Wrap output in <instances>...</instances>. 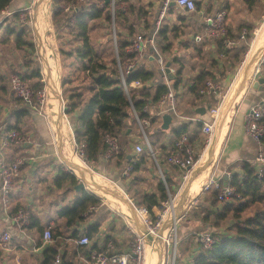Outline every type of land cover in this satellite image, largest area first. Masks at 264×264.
<instances>
[{"label":"trees","instance_id":"obj_1","mask_svg":"<svg viewBox=\"0 0 264 264\" xmlns=\"http://www.w3.org/2000/svg\"><path fill=\"white\" fill-rule=\"evenodd\" d=\"M11 1L0 0V12ZM121 1L126 0H116L112 13L110 5L106 2L102 6H99L94 0H83L79 4L78 10L71 13V11L64 10V7H71L73 4L77 5V0H51L50 12L53 25L56 28L59 26L65 28L72 40L79 42L73 49H64L63 47L59 49V53L64 59L72 58L74 61L73 71L69 69L65 70V65L62 66L60 84L66 96L68 109L65 113L70 116L75 145L79 146L82 142L85 143V157L83 160L87 164L96 163L100 156L103 157L107 148L105 136L110 135L116 138L119 151L112 158L116 159L117 166H120L123 161L131 163L128 186L136 189L132 194L133 204L137 207H146L151 212L154 206L161 207V202L168 197V190L173 188V181L164 176L165 181L158 179L156 183V193L148 189L140 191L138 186L144 180L141 171L148 163V160L152 163L153 161L146 152L131 156L128 161V156H126L124 149H127L126 147L129 143L127 135L130 128L129 123L135 119L133 112L135 111L140 119L149 117L152 122L153 119L150 118L149 113L143 111V107L145 105L155 106L166 92V87L162 84H156L153 88L151 86L130 88L128 94L124 91L120 79V70H123L126 62L133 57L126 50L129 45L130 35L140 32L145 37H148L154 31V27L149 30V33L136 31L133 25L127 22L129 20V13L133 12L134 8L132 5H129L127 10L122 9L119 6ZM200 5L199 1H195L196 9H199ZM22 11L17 10L13 12L14 19H19ZM207 13L210 12L208 11ZM140 15L144 14L140 12ZM100 19H103L107 23L112 22L115 28L117 55L112 57L109 62L103 59L99 49L100 46L98 47L90 42L89 32L92 27L91 22ZM162 21L155 33L154 43L160 52L165 53L170 51L172 44L170 35L174 34L175 37L176 33L174 31L178 27H169L166 23L162 24ZM121 28L126 31H121ZM248 28L251 33L252 28ZM23 30L19 29L14 32L12 28H9L7 29V33L15 34V47L17 49L29 47L34 51L33 43L29 40H24ZM248 36L251 39V34ZM207 40L210 42L209 39ZM203 42H205V39ZM212 42L218 48L217 52H225V58L231 55L228 61L232 69L236 67V64L240 63L242 59L240 54L246 52L244 47L235 46L236 48L232 47L234 49H225L222 48L220 41ZM197 48L199 49L200 47ZM173 60L177 61V57L175 56ZM140 63L136 65L133 71L125 75L127 85L134 80H139L143 83L152 80L154 76L153 71L145 68ZM23 64L30 69L29 73L25 72L21 74L23 79L30 82L28 85L33 90H42L44 82H42L40 68L29 66L27 60ZM212 64L214 66L216 61L213 60ZM182 66L179 65L175 74H173V86L175 90L178 89L182 80ZM14 72L20 74L19 71ZM5 76L8 79L7 74L0 75L1 94L6 93L7 89ZM211 78H213V73L203 66L202 70L193 78V83L188 87V90L195 96H200L198 92L199 88L205 80ZM78 80L79 82L76 84L75 82ZM27 111V107H22L14 110L11 115H14L16 119L18 115H25ZM76 113L77 115H75ZM135 122L137 124L136 119ZM198 126L201 127V122L198 123ZM5 129L6 131L10 129L19 131L20 128L17 126V122H14L7 124ZM158 129L159 132L163 131L161 127ZM186 129L185 124L178 125L173 130L174 137L178 138V136L187 131ZM144 130L147 136L151 135L150 130L149 132L146 131V127H144ZM137 139L141 141L139 136H137ZM149 142L153 149L156 150L158 160L165 162L166 156L164 157L161 154L162 148L159 147V150L154 145L153 140L149 139ZM239 166L241 172L239 174L233 173L230 181L239 197L234 196L231 200L220 202L217 199V189L210 188L206 192L208 194L206 201L211 208L208 206L206 207L207 209H203L201 220L208 222L210 226H214V229L206 227L198 231L209 229L215 237V242L210 248H204L194 240L193 247L196 246V251L192 254L193 259L190 264H264V175L257 177L254 165L247 161H241ZM52 182L56 189L63 190L61 193L63 199L68 193L75 194L74 197L56 209V216L59 218V221L54 226L48 223L41 224V220L37 216L29 213V225L26 227V230H34L38 235H42L44 229L49 227L53 238L65 237L63 235L67 231H69V237L73 239L82 234L87 235L90 239L93 238L98 233L101 219H97L95 222L89 224L82 231L78 229V226L86 220V216L91 217L95 214L100 204V199L87 189H81L76 192L77 177L73 172L64 170L62 166L59 167ZM19 208H22V206L17 203L12 208L9 206V217ZM228 219H233L234 222L227 229L229 233L226 232L227 234H224L218 228ZM78 247H80V253L86 257L89 256L88 249H84L83 246ZM101 249L96 243H93L91 248L92 251ZM76 250L64 249L61 254L60 264H79L77 258L79 252L76 253ZM58 253V241L45 246L42 250L40 264H52L55 255Z\"/></svg>","mask_w":264,"mask_h":264},{"label":"built area","instance_id":"obj_2","mask_svg":"<svg viewBox=\"0 0 264 264\" xmlns=\"http://www.w3.org/2000/svg\"><path fill=\"white\" fill-rule=\"evenodd\" d=\"M82 1L83 0H77V5L73 4L71 7L66 6L64 7V10L74 13L78 10L79 4ZM94 1L99 6H102L105 2V0ZM115 1L116 0H109L107 2L110 5L112 13L114 10ZM172 4L186 12L196 11L195 0H163L156 22L154 24L155 29L152 34L148 37H145L140 32L130 35L129 45L127 46L126 50L133 57L126 62L124 69L120 70V79L122 81L124 91L127 94L130 88H140L142 86L149 87L148 83H143L139 80H134L127 85L125 82V75L133 71L140 61L148 57L149 51L153 50L154 58L158 65L161 76V84L166 87V92L162 95L159 102L157 103V115H160L164 112H172L179 117L175 108L176 90L174 89L172 78L174 70L170 65L168 67L166 66L164 57L157 51L154 44L155 33L159 28L161 21L164 19V14ZM8 13L10 14V12ZM201 20L204 26V32L202 34H195L193 36V39L196 43H201L205 38H207L210 41H220L222 48L228 49L239 46L241 42H246L247 40L249 30L245 26L240 29L236 36L230 35L227 29V13L225 10H219L214 13H202ZM8 84L13 96L19 99L25 107L47 117L45 109H43L44 105H46L44 88H42V90H33L23 79L22 75L17 72H13L11 74ZM222 89L223 86L218 81L213 79L205 80L199 88V94L202 96H217L219 100L218 105L215 108L209 110L208 114L211 115L210 119L200 118L197 116H193L191 118L193 121L201 122V132L207 137L206 143L208 145L211 142L212 135L214 134V126L217 115L225 99V93L222 92ZM59 107L61 113L64 114L68 109L67 101L65 100L63 102V100H61ZM149 110L150 109L148 106L145 105L143 107V111L150 114ZM133 113L142 132L141 141L134 145V153L135 155H139L142 152H146L147 155H149V157L154 160L157 167L159 168L157 152L153 149L144 132V127L149 125V117L140 119L135 111ZM263 117L264 104L262 102H256L249 107L244 118V132L257 145V151L252 161L257 177L264 175ZM49 130L51 132L50 127ZM51 135H53L52 132ZM52 139L54 143V138ZM32 141V137L28 133L15 129L7 130L3 133L0 140V157H2L1 152L9 146H29L32 144ZM105 143L107 148L103 154V158L107 160L112 158L119 151V146L117 139L110 135L105 136ZM84 146V142H82L79 146H76L74 142L76 154L81 158L85 157ZM166 161L168 164L174 165L178 168L180 171L181 181L189 180L190 174L197 163V159L194 147L191 145L189 137L186 133L181 134L174 141L173 150L166 155ZM23 163L24 158L20 155L14 156L10 161L7 162L4 160V158L0 159V203L6 214L8 213L10 206V194L13 188L14 177L17 174L19 167ZM130 169L131 165L128 164L123 169L122 175L128 176ZM64 170L66 169L64 168ZM221 177L224 179V181H221ZM221 177L214 178L213 175H210L207 182L203 185L202 193L207 192L210 188L217 189V199L220 202L229 200L234 196L239 197V195L236 194L235 187L230 184L232 172H225ZM174 202L176 214L174 215L173 219L170 220L167 216ZM183 204L184 203L179 204L176 202L175 197L169 195L161 202V207H154L152 208L151 212H149L146 207L135 206L132 199H130V205L133 211V213H131L135 224V226H131L130 223L125 219V225L133 233V242L130 248L124 252H116L114 250L113 241L109 239L105 242L104 248L101 250L91 251L88 257L79 256L80 261L82 264H143L146 249L150 248L157 254V264H190L193 259L192 254L196 251V246L191 248V254L188 255L189 257H183L177 247L179 244L178 225L180 220L185 217L187 213V208ZM10 221L13 231L7 229L0 233V252H3L7 255L8 253L16 250L18 247L26 248L22 244L13 243L14 235L25 237L28 243L31 244L32 247H35L34 250H36L38 242L36 237L30 236L26 232V227L29 225V215L22 208H19L10 217ZM194 236L196 243L202 245L204 248H210L215 242V237L212 235V232L209 229L196 231ZM52 241V231L49 227H47L44 229L41 239L39 240L40 245L43 246L51 243ZM74 242L77 246H89L91 239L88 238L87 235L82 234L80 237L76 238ZM15 259L18 261L17 256ZM60 263L61 255L58 253L55 255L52 264Z\"/></svg>","mask_w":264,"mask_h":264},{"label":"rangeland","instance_id":"obj_3","mask_svg":"<svg viewBox=\"0 0 264 264\" xmlns=\"http://www.w3.org/2000/svg\"><path fill=\"white\" fill-rule=\"evenodd\" d=\"M28 2L29 3L27 5V7L25 9H23V11L21 12L19 19H17V20L15 19L16 22L14 21V16L12 15V13L2 14L0 12V25L2 24V27L0 26V39L2 38V40L0 41V73H2V71H3L4 73H6L8 75V79H7V83H6V86H7L6 93H2V95L4 97H8V94L10 91L8 82H9V78H10L11 74L14 71L20 70V68H19V70H16V68L11 70L12 66L18 67V63H20V62L24 63V61L27 60L29 66H33V67H37V68L41 67V62H40L41 56H40L39 52L36 50V44H35L36 39H35V35H34V31H33V25H32V15H33L32 8H33L34 0H28ZM42 2H45L44 7L46 10H48V13H49L50 27H51L49 35L53 41L55 54H56V58L58 61V74H57L58 76L55 75L54 81L52 80L51 89L58 90V98H61V100H63V102H64L66 100V96H65L63 89L61 87V84H60L62 66L65 65V67H66L65 70L69 69V70L73 71L74 61L72 60V58L64 59L60 55L59 49H60V47H63L64 49H73V47L78 45L79 42L76 40H72V38L67 33V30L65 28L60 27V26H59L60 28L59 27L56 28L53 25V19L51 17V12H50L51 0H45V1L43 0ZM42 2L40 4V6H38L37 16L39 13V9L42 5ZM152 4H153L152 2H147L146 0H126V1H121L119 3V6L122 7V9L127 10L128 6L132 5L134 8L133 9L134 11L129 13V16H128L129 20L127 21L128 24L133 25V27L136 29V31H142V32L144 31L145 33H149V30H151V28L154 26L153 22H154V19L156 17L155 12H157V9L155 11L151 9ZM170 11H172V9ZM140 12L143 13L144 15H140ZM172 12H175L176 16H178V15L181 16V14H180L181 10L180 9H178V10L174 9V11H172ZM3 15H5V17H7L6 19H9V21L11 20V22L5 21V19L2 18ZM187 17L188 18L185 19V24L182 27L177 26L176 23H174V20L172 18H164L162 21V24L166 23L167 25H169V27H174V26L178 27V29L174 31L176 33V36L174 37V34L170 35V40L172 43L170 51H167L165 53H163L161 51L162 52L161 53L159 51V49L156 47V45H155V47H156L157 51L163 57L167 56L168 60H172L176 64L175 65L176 67L178 66L177 61L182 60V63L186 67V71H190L191 69H195V68L200 69L202 67V65H205V62H202V63L194 62V63H192L191 62V56H189V54H184L186 52H184L182 50V49H186V48H182L181 46H183V45L179 44L177 42L178 40H184V39L188 40L190 36L192 37L193 35H195V32H196V34H198V33L202 34L203 33V31L199 32L197 25H195L193 22V19L190 18L189 16H187ZM246 17L247 18H244L247 20V22H245V23H248V24L250 23L252 25V27H251L252 31H251V33L249 31V33H248V35L251 34V39H250V36H248L246 42H244L242 45L239 46V47H244L246 49V52L244 54H240V57H242V59H241L240 63L236 64V67L234 69H232L230 67V62L228 61V59H230L231 55H229L227 58H225V60H223L221 62V63H223L222 66L219 67L220 68L219 70H222L223 73L221 75L216 76V78H218V79H216V81H218L223 86L222 92L225 93V96H224L225 99H224V105H223V108L225 107V109L220 108V110H219V113H218L217 118H216L215 126H214L215 127V130H214L215 134L213 135L212 140H215V138H216L217 122H219L220 116L222 115V113H228V111H230L231 112L230 114H232L233 110L236 107V104L239 101L238 100L236 102L235 100H233L235 97H233V98L230 97V95L234 92L228 94L229 88H230V82L235 79V77L239 71V68L242 66L244 60L248 56L249 49L251 47L250 45H252L255 42V38L262 31L261 29L263 28V25H264V0H255V3L251 7L248 8ZM252 19H255L254 23H253ZM7 23H8L7 29L12 28L14 32H16L19 29H24L23 30L24 32L22 33L23 38H24V40H27V41L29 40L33 43L34 51L32 49H30L29 47H22L20 49H17L15 47V34L12 35L10 38V37H8V35L10 36V33L9 32L7 33L5 31L4 25H6ZM91 24H92V27H91V30L89 32L90 42L92 44L98 46V47L100 46L99 49L101 51L100 53L103 56V59L106 62H109V60L112 57L117 55V52H116L117 44L115 41L114 24L112 22L107 23L103 19L93 21V22H91ZM35 28H36V26H35ZM121 29H122L121 31H123V32L126 31L123 28H121ZM248 30H249V28H248ZM256 30H257V34L255 35ZM36 31L38 32L37 29H36ZM206 41L209 42L207 40V38H205V42ZM251 42H252V44H251ZM192 45L193 44H191L190 47L193 51H195V49ZM190 47H188V48H190ZM150 51H152V53L154 55V51L153 50H150ZM263 52H264V50H262L261 54H263ZM261 54L258 56V58L261 56ZM149 55H152V54H149ZM178 55H181L182 57L178 56ZM174 56L177 57V61L173 60ZM257 59L255 60V62L257 61ZM207 61H208L207 62L208 65L211 67L213 64H212V60H211L210 56H209V58L207 57ZM154 63L157 65L156 61ZM254 63H253V65H254ZM253 65L251 66V69H252ZM156 67H158V65ZM152 69L155 73V76L158 75L157 70H159V69L156 70L155 67L154 68L152 67ZM29 71H30V69H28L26 72L29 73ZM223 76H226V77H223ZM222 77H223V79H222ZM259 77H264V59H262V62L259 64L257 72L253 74V76L251 78L252 81L250 80L248 85L245 84V86L241 89L240 93L242 91L244 92V90L246 88H251L252 87L251 82L255 81ZM190 78H191V76H190ZM42 79L44 81L43 77H42ZM213 80H215V79H213ZM159 81H157V82H159ZM78 82H79V80L75 83L77 84ZM28 83H30V82L28 81ZM73 84H74V82H73ZM151 87H153V86H151ZM46 89L47 88L44 85V91H45V96H46V105H44L43 109H45V113L47 115V120H48L49 124H50L52 118H54V121L57 123V117H58V113L60 111V107H59V103H58L59 99L57 98V96H54L53 99H51L49 102L48 101V95H50V96L53 95V92H52V90L46 91ZM186 93H187V91H186V89L184 90V86H183L182 90L176 94L175 108L177 110V114L179 115V117L176 116L175 114H173L172 112L171 113L170 112H164L160 115H157L158 107L153 106L152 111L149 110L150 115H151L150 118H152L153 121L151 122L149 119V125L146 126V131L149 132V130L150 131L157 130L160 127V125L162 124L163 114H170L171 116H173L176 119V122H178V123L181 121L191 122L189 120L191 118H188L191 115L183 114V109L187 106V103H188V98H187L188 95H186ZM242 94H241V96H242ZM194 98L196 100L195 104H198L200 102V100L203 101V103L207 109V114L205 115V118L210 119L211 115H209L208 112L210 109L215 108L218 105V101H219L218 98L203 97L201 95L195 96ZM164 110H165V108H164ZM55 113H56V116H55ZM60 114H61V116H63V118H61L60 120L62 121L64 119V121H66L68 124V128L70 129V134H71V138H72L71 139L72 148H73L72 151L75 153V155H77L75 147H74L72 124L70 121V116L67 115L66 113H64V115H62V113H60ZM230 117H231V115H230ZM129 126H130V128L128 129V133H127L129 143H128V146L126 147L127 149H125V150L129 151L130 153H133V151H132L133 142L131 140V137L133 135H135V136H139L140 139H142V132H141L140 127L136 124L135 119L130 121ZM144 132H145V130H144ZM145 135L147 136L146 132H145ZM157 136H158V133H157ZM161 137H162V135H161ZM61 138H62V141H66V137L64 136V133H61ZM134 138H136V137H134ZM147 138H148V140L152 139V137L150 135H148ZM206 140H207V137L205 135H203L200 131L196 132V139L194 140V143H195L194 148H195L197 163L195 165V168L193 169L192 173L190 174V178L188 181H181L179 179L178 182L173 184V188L171 190H168V192H167L168 196L171 195L172 197H175L176 202L180 201V198L182 197L183 193L185 192V187H186L185 185L188 184V182H190V180L193 177H197L199 174H201L206 169V167L210 164L209 157H212V155H211V151H209V149L211 147V144L208 145L206 143ZM154 145H156V144H154ZM54 146H55L54 144H51L50 147H52L51 150L54 153L53 156L57 158L56 152L59 148V145H56L57 146L56 149H53ZM208 146H209V148H208ZM62 147H63V142H62ZM220 149H221V147H220ZM5 150L7 151V155H11V154L20 155L24 158V161L30 157V154L28 152V148H26V147L9 146ZM58 153H59V151H58ZM72 155H73V153H72ZM203 155L205 156L206 159L203 163L200 164V160L203 157ZM60 156L62 157L61 154H60ZM217 156H218V154L216 156L214 155V160H216ZM74 159L76 161H78L77 160L78 158L77 159L74 158ZM57 160H58V158H57ZM81 161L86 165V167L89 170V172L86 173L87 175L89 174L88 177H90V179L93 180L94 182H97L100 185L104 186L105 188H103V189L107 193H103V192H99V191L94 192L92 189H90V187L88 186L89 183L84 178L85 170L80 168V171H78L79 176H77V174L74 171H72V169L69 168V166L71 167L69 162H67V161L65 162L63 160V158H60V160H58V163L59 162L61 163V164H59L60 167L62 166L66 170L73 172V174L78 179V183L81 181L84 182V184L86 186L85 189H87L88 191H90L91 193H93L94 195H96L100 199V204L97 207L96 212L94 214L95 216L93 215L94 216V217L92 216L93 218H87V220L95 219L97 216L100 215V218H103V223H102L103 228L102 229L104 230V232L107 234L111 233L113 235L119 236V237L115 238L117 241H120V243H121V244H117V242H116L115 245L118 247V249L119 248H123L124 250L128 249L133 242V235L130 233L129 229L125 225V221L128 220V222L130 223L129 220L132 219V215H131L132 213H131V209H130V199L133 200L132 194L136 189L133 187L130 188L128 186V182L125 180V176L122 175V170H123L122 167H114L113 166L114 161H112V165L106 164L105 168L100 167L97 162L93 163V164L92 163L87 164L86 162L83 161V158H81ZM72 162H74V160ZM211 164H212L211 167L209 169H207L206 172H204L207 176L205 182H207L208 178L210 177V175L214 171L215 161H213V163H211ZM26 169L27 168L24 165L19 167L18 172L14 177L13 188L11 190L12 195H14L13 193H15L17 187H19V185H20V182H18L20 179L19 175L21 174V172H23ZM161 171H162L163 175H165L166 173H170L173 177H176L178 175V172L175 169H173L172 167H168V165L165 163H164V167H161ZM27 172H28V169H27ZM141 174L143 175L144 180L138 186V189L140 191H142L143 189L144 190L145 189H153V187L156 184V181L158 179H161L160 178L161 177L160 172L158 171V167L156 165H153V166L151 165L148 167L144 166L143 170L141 171ZM98 175L100 177H102V179L105 180L106 183L100 182V180L97 178ZM48 179H49V176L46 177L42 181L44 183H43V185H41V187L44 188V190L46 191L45 195L49 194L48 201H51V197H53L55 194H52V189H50L49 191L47 190L48 189L47 186L49 184ZM33 180H34V178H30V182ZM24 184H25V187L27 184L31 185V183L25 182V183H23L22 186H24ZM35 185H37V184H35ZM202 189H203V186L201 185V189L199 190V193L197 195H195L192 198H188V199L186 196V200L183 202L184 203L183 205L187 208V213H186L185 217H183L180 220L179 225H178L179 244L177 246L178 250L183 255V257H186V256L191 254V248L193 247L194 240H195L194 233L196 231L203 229V228H206V227H212L214 229V226H210L208 222H204L201 220L202 211H203V209H205L207 207V204H208V202L206 201L208 194L206 192L202 193ZM23 190H24V188H23ZM35 190H36V188L33 189V191H35ZM27 191H28L27 188H25V190L23 192H27ZM100 195H106L108 200H112V198H113L115 201H111L112 205H110L107 201L104 200V198L102 199ZM122 197H125L126 201L123 200ZM25 198L26 197H24V195H23V201L24 202L23 203L19 202V205L22 206V209L27 214L29 212V213H33V214L37 215L36 209L33 210L32 208H28L26 206L27 202H25L26 201ZM36 198H40V196H38ZM42 200H43V198L41 197L40 200H37V203H39V205L40 204L44 205V203H41ZM56 200L58 201V199H56ZM11 202H12V204L10 203V205L13 206L15 203L13 202V200ZM56 203H58V202H56ZM128 203H129V205H128ZM42 210H43V208H42ZM127 211H129L130 215L128 213H126ZM46 215L50 216V214H43V215H41L42 219L45 220ZM233 222H234L233 219H228L225 223H223L221 226H219L218 230H220L221 232H224V234L229 233L227 229H228L229 225L232 224ZM170 250H171V248H170ZM149 251L152 252V250L150 248L148 249V252ZM146 254H147V250H146ZM146 254H145L144 262L146 260ZM152 255H153V264H154V262L156 260L155 252H152Z\"/></svg>","mask_w":264,"mask_h":264},{"label":"crops","instance_id":"obj_4","mask_svg":"<svg viewBox=\"0 0 264 264\" xmlns=\"http://www.w3.org/2000/svg\"><path fill=\"white\" fill-rule=\"evenodd\" d=\"M147 2H152V6L151 9L152 10H156V17L154 19V24L156 22L157 16H158V12L160 10L161 4L163 0H146ZM195 1H199L200 2V8L196 9L195 12H186L184 10H181L180 14L181 16H176L174 9H179L176 5L172 4L169 6L168 10L166 11V13L164 14V18H172L174 20V23H176L177 26L182 27L185 24V19H187L189 16L190 18L193 19V22L195 25H197L199 32L203 31L204 32V26L201 20V14L202 13H207L208 11L210 13H214L217 12L219 10H225L227 13V29L228 32L230 33V35L232 36H236V34L239 33L240 29L242 27H252V25L249 23H245L247 22L246 19V14L248 11V8L251 7L254 3L255 0H195ZM28 0H12L11 3L4 9L2 10V14H6L8 12L13 13L17 10H23L27 7L28 5ZM172 9V11H170ZM170 13V14H169ZM169 16V17H168ZM5 19V21H9V19H6L7 17H5V15H3V17ZM255 19H252L253 23ZM4 21V22H5ZM14 21L16 22V20L14 19ZM11 22V20L9 21ZM187 23V22H186ZM5 26V31L7 32V26L8 23ZM2 27V24H1ZM155 29V25L153 26ZM258 30V29H257ZM257 30L255 32V35L257 34ZM198 32V31H197ZM196 34V32H195ZM200 34V33H199ZM13 34H10V36L8 35V37L11 38ZM150 36V35H149ZM194 36V35H193ZM193 36L189 37V39H184V40H178L177 42L179 44H182L183 46H181L182 48H186V49H182L184 52V54H189V56H191V62H205V68H208L212 73H213V78L211 79H218L216 78L217 75H221L223 73L222 70H219L222 66L223 63H221L223 60H225V52L222 51V53L217 52L218 48L216 47V45L214 44V42L210 41V42H203V43H195L193 40ZM248 38V37H247ZM2 40V38L0 39V41ZM193 44L192 46L194 47L195 51H193L191 49V44ZM244 42H241L240 45H242ZM178 45V44H177ZM239 45V46H240ZM236 46V47H239ZM190 47V48H188ZM197 47H200L199 49ZM235 47V48H236ZM234 49V48H231ZM37 50V49H36ZM150 53L148 54H152V55H148V57L142 61H140V64H143L145 68L153 71L152 67L156 68V70L158 69V67H156L157 65L154 63L155 59H154V55L152 53V51H149ZM221 52V51H220ZM181 56V55H178ZM211 58V60H215L216 64L214 66H209L208 65V61H207V57ZM175 57V56H174ZM173 57V58H174ZM182 57V56H181ZM164 59L166 62L169 63V65L173 68L174 73L176 72L178 66H182L183 67V74H182V80L180 85L178 86V89L176 90V94L179 93L183 86H184V90L186 89L187 93L186 95L188 98V103L187 106L183 109V114H187V115H191L188 118H192L193 116H197L200 118H205V115L207 114V109L206 106L204 105L203 101L200 100V102L198 104H195V95L188 90V87L193 83V78L202 70V67L199 68H195V69H191L190 71H186V67L184 66V64L182 63V60L177 61L178 66L176 67L175 63L172 60H168L167 56H164ZM192 67V66H191ZM19 70L20 74L25 73L29 68L28 66H26L23 63H18V67H11L12 69ZM41 71V75H42V70ZM158 75L154 76L152 78V80H150L148 83L149 86H153L155 87L156 84H161V76H160V72L159 70H157ZM1 75H4L6 73H4L2 71V73H0ZM191 76V78H190ZM43 77V75H42ZM226 77V76H223ZM222 77V79H223ZM173 78V75H172ZM264 78V77H263ZM160 80V81H159ZM159 81V82H157ZM5 82L7 83V76H5ZM28 83V81H26ZM44 82V81H43ZM233 80L230 82V87L232 85ZM29 84V83H28ZM174 84V81H173ZM45 85V83H44ZM245 85V84H244ZM243 85V86H244ZM152 87V88H153ZM243 93V94H242ZM242 94V96H241ZM194 96V97H193ZM202 96V95H201ZM193 99H192V98ZM203 97H214L217 98L215 95H208V96H203ZM241 97V98H240ZM238 98V99H237ZM240 98V99H239ZM237 100H235L236 102L238 101V103L236 104L235 109L233 110L231 117H230V121H229V126L227 129V133L224 137V141H222L221 144V149L219 150L218 156L215 160V165H214V171L211 175H213L214 178H219L221 176L224 175L225 172H232L233 173H240V166L239 163L241 161H247L249 163H252L253 161V157L256 154L257 151V145L245 134L244 132V118H245V114L247 113L249 107L256 103V102H262L264 104V83L263 84H259L257 88L251 87V88H246L244 90V92L242 91L238 97H236ZM158 104H156L155 106H157ZM25 107L22 102L15 98L11 91H9L8 97H4L2 94H0V140L1 137L3 135L4 132H6L5 127L7 126V124L9 123H14L17 122V126L20 128L19 131L28 133L31 135L32 137V144L29 146H23L28 148V152L30 154V157L28 159H26L24 161V163L22 165L26 166L27 169L24 170L23 172H21L20 179L18 182H20L19 187H17L15 193H13L14 195H12V193L10 194V203L12 204V200L13 202L16 204H19V202L23 203V195L24 197H26V201L27 202L26 206L28 208H32L33 210H37L36 213L37 216L40 220H41V224H50L51 226H54L56 223H58L59 218L56 216V209L60 206H62L64 203L69 202L75 194L73 193H68L66 194V196L64 197V199L61 197V193L63 192V190H58L54 187V184L52 182L53 177L57 174V171L60 167L59 164H61L60 162L58 163V160H60V156L58 155V150L56 152V157L53 156V152H52V147L51 144H54L55 146L53 147V149H56V143L54 141L53 143V139L54 136L51 135V132L49 130V127L51 129V126L47 120V117L44 115H40L37 112L32 111L31 109L27 108V113L25 115H18L17 118L15 119L14 115L12 116L11 113L14 110H17L19 108ZM149 109L152 111V105H149ZM26 108V107H25ZM204 109V113L203 114H199L198 113V109ZM193 114V115H192ZM77 115V113L75 114ZM164 115V114H163ZM185 116V115H184ZM172 117V120L170 122V124L168 125L169 127L167 129H162L163 131L159 132L158 130H152L150 131V136L152 137L151 140L154 141V143L156 144L157 148L160 150V148H162L161 150V154L165 157L167 155V153L171 152L173 150V144L174 141L177 139L176 137H174V132L173 130L180 124H185L187 127V131H185V133L188 135L189 140L191 145L194 147V140L196 139V132L200 131L201 132V127L198 126V121H193L192 119H189L191 122H176V119ZM184 118V117H183ZM263 124H264V117H263ZM67 122L64 123L61 127H60V132L64 133V136L67 137L66 141H62L63 142V147L62 150L63 152H65L66 158H68L69 160V156L70 161L75 160L72 153H69V143H70V139L68 136V126H67ZM156 127V126H155ZM161 127V125H160ZM159 127V128H160ZM158 133V136H157ZM202 133V132H201ZM162 135V137H161ZM137 136L133 135L131 137V140L133 142V146H132V151L133 153H130L129 151H125L126 156H128V161L130 160L131 156H135L134 153V145L138 142H140V140L134 138ZM160 147V148H159ZM263 147H264V141H263ZM7 149V148H6ZM51 150V151H50ZM195 150V148H194ZM1 158H4V160L7 162L8 160L10 161L14 156L16 155H7V151L4 149V151L1 152ZM77 159V158H76ZM112 161L113 162V166L114 167H122V169H124L128 164L130 165V162H126L123 161L122 164L120 166H117L116 164V159L112 158L108 161L104 160L102 156L99 157L97 163L99 164L100 167L105 168L106 164H111L112 165ZM153 163L150 162L148 160V163L146 164V166H153L156 165V163L154 162V160L152 159ZM76 162V160H75ZM164 163L168 165V167H172L173 169H175L178 172V175L176 177H173L170 173H166L165 175H163L162 171H161V167H164ZM21 165V166H22ZM157 166V165H156ZM158 171L160 172L161 175V179L163 181L164 180V176L167 178H170L172 182V184L176 183L179 181L180 179V171L178 170L177 167H175L174 165H170L167 163V161L165 162H160L159 161V168ZM123 172V170H122ZM49 176V184L47 186V190L49 191L50 189H52V194H55L53 197H51V201H48V197L49 194L45 195V190L44 188L41 187V185H43L44 182H42L46 177ZM30 178H34L33 181L30 182ZM144 178V177H143ZM125 180L127 182H130V177L125 176ZM224 181V179L221 177V181ZM158 181V180H157ZM156 181V183H157ZM25 182H29L31 183V185L27 184L25 187L23 183ZM37 184V185H35ZM34 185V186H33ZM37 186V187H36ZM156 186V184H155ZM155 186L153 187V189H148V190H152L154 193L155 192ZM197 187V186H196ZM25 188H27V192H23ZM36 188L35 191H33V189ZM55 193H54V192ZM40 196V198H36ZM41 197L43 198L41 203H44V205L37 203V200H40ZM58 199V201L55 200ZM44 201V202H43ZM58 202V203H56ZM14 204V205H15ZM11 206V205H10ZM209 205V203L207 204V207ZM13 206H11L12 208ZM156 207V206H154ZM153 207V208H154ZM43 208V210H42ZM44 211V212H43ZM29 214V212H28ZM43 214H50V216L46 215V219H42ZM95 216V215H94ZM93 216V217H94ZM91 217H87L86 216V220L82 223L79 224L78 229L79 230H83L86 226H88L89 224L95 222L97 219H101V224L98 230V233L91 238V242L89 246H83L84 249H88L89 253L92 251V245L93 243H96L98 245V247L100 248H104L105 242L109 239H111L114 243V250L116 252H124L126 250H124L123 248H119L115 245L116 242L117 244H121L120 241H117L115 238L119 237L117 235H113L111 233L107 234L104 232V230L102 229V223H103V218H100V215L97 216L95 219H89L87 220V218H93ZM128 228V227H127ZM11 230L13 231V227L10 221V217H9V213H5L4 210L2 209L1 203H0V233L3 230ZM130 233L133 235L132 231L129 229ZM27 234L30 236H34L37 239V249H35V247H32L31 244L28 243L27 239L25 237H21V236H15L13 237V243L14 244H22L24 245L26 248H20L18 247L16 250H14L11 253H8L7 255L4 254L3 252H0V264H40V260L42 258V250L44 249L45 246L47 245H51L55 242L58 241L59 243V254L61 255L62 252L64 251V249L69 250V249H77L76 253H78L80 250L74 240L76 238H70L69 237V231H67L63 236L65 237H56L53 238V241L49 244L40 245L39 240L41 239V234L38 235V233H36L34 230H26ZM109 236V237H108ZM80 237V236H79ZM78 238V237H77ZM115 241V242H114ZM39 245V246H38ZM94 251V250H93ZM79 254V255H78ZM77 254V258L79 260V264H82V262L80 261L78 256H84L82 253H78ZM17 256L18 261H16L15 257ZM185 259V258H184Z\"/></svg>","mask_w":264,"mask_h":264},{"label":"bare ground","instance_id":"obj_5","mask_svg":"<svg viewBox=\"0 0 264 264\" xmlns=\"http://www.w3.org/2000/svg\"><path fill=\"white\" fill-rule=\"evenodd\" d=\"M42 1L43 0H34V2H33L32 25H33V31H34V35H35V39H36V42H35L36 49L39 52V54L41 56V59H46V61L48 63V69H45L42 65H41L40 69L42 70L44 83H45V86L47 88L46 91L52 90V92H53V95H51V96L48 95V101L50 102V100L53 99L54 96H57V98H58V90L51 89L52 80L54 81L55 75L58 74V61H57V58H56L53 41H52V39H51V37L49 35L50 28H51L50 27L49 13H48V10H46L45 7H44L45 2H42ZM41 2H42V5H41V7L39 9V13H38V16H37L38 6H40ZM35 26H36V28H35ZM36 29L38 30V32L36 31ZM261 32H260V34H261ZM260 34L255 38V42L253 44L251 42L252 45H250L251 47L249 49L248 56L244 60L242 66L239 68V71H238L235 79L233 80L231 87L229 88L228 94H230L232 92H235L237 90L241 91V88L245 86V85L243 86V84L248 85L250 80H251V78H252V76H253V74L257 70L259 64L262 62V59H263V56H264V52H263V54H261L262 50L259 49L256 52V55L254 56V58L252 59L251 66L253 65V63L255 62V60L258 58V56L260 54H261V56L254 63L252 69L250 67L251 70L249 69L248 72H245L246 63L250 59L251 48L254 46L255 43H260V45L263 46V42L262 41L260 42L259 39H258ZM240 91H239V93H240ZM238 96L239 95H237L236 97H238ZM236 97L233 100H237L238 98L236 99ZM58 99H59L58 103L60 105L61 98H58ZM60 113H61V110L58 113L57 123L54 121V118H52L51 122H50V126H51V130H52V133H53V136H54L55 143H56V145H59L58 151L62 155V157L60 156L59 153H58V155L61 158H63V160L65 162L67 161V162L75 165V166L71 165V167L69 166V168L72 169V171H74L77 174V176H79L78 175V173H79L78 171H80V168L85 170L84 178L89 183L88 186L90 187V189H92L94 192L99 191V192L107 193L103 189V188H105L104 186L100 185L97 182H94L93 180L90 179V177H88L89 174L88 175L86 174V173L89 172L88 168L81 161V158L78 157L77 155H75V153L72 151L73 148H72V143H71V139L72 138H71V134H70V129H68V136H69V139H70L69 153H73L74 158H78L77 159L78 161H76V162H75V160H74V162L70 161V158H71L70 156H69V160H68V158H66L65 152H63V150H62V138H61V132H60V127L64 123H66V121H64V119L62 121L60 120L61 118H63V116H61ZM230 113H231L230 111H228V113H222V115L220 116V120H219V122L217 124L216 138H215V140H212L211 143H209V145L211 144V147H210L209 151H211V155H212V157H209L210 164L206 167V169L201 174H199L197 177H193L190 180V182H188V184L185 185L186 187H185V192L183 193V197L187 196V199L194 197L195 195H197L199 193V190L201 189V185L203 186L206 183L205 180H206L207 176H206V174L204 172H206L207 169H209L211 167V165H212L211 163H213V161H215L214 160V155L216 156L218 154L219 149H220L221 144H222V141H224L223 139H224V137H225V135L227 133V129H228V126H229L228 124H229V121H230V115H231ZM62 115H64V114H62ZM55 116H56V113H55ZM208 148H209V146H208ZM205 159L206 158L203 155V157L200 160V164L203 163L205 161ZM97 178L100 180V182L106 183L105 180H103L102 177H100L99 175L97 176ZM100 196H101L102 199L104 198V200L107 201L110 205H112L111 201H115L113 198H112V200H108L106 195H100ZM122 198L124 200H126L125 197H122ZM174 207H175V202L172 204V208L170 209V212H169V214L167 216L168 219H170V220H172L174 215L176 214V210H175ZM126 213L129 214V211H127ZM131 220H129L130 224L132 226H135L133 218ZM148 249L149 248L146 249L147 250V254L145 253L146 254V260H145L144 264H153L152 252H155V251L152 250V252H150V251L148 252ZM155 256H156V260H155L154 264L155 263L157 264V254H156V252H155Z\"/></svg>","mask_w":264,"mask_h":264},{"label":"water","instance_id":"obj_6","mask_svg":"<svg viewBox=\"0 0 264 264\" xmlns=\"http://www.w3.org/2000/svg\"><path fill=\"white\" fill-rule=\"evenodd\" d=\"M109 0H105V2L107 3ZM258 39H259V41L261 42H263V46H261L260 45V43H255L254 44V46L251 48V53H250V59L247 61V63H246V66H245V72H248L249 71V69H250V67H251V63H252V59L254 58V56L256 55V52L260 49V50H264V26H263V29H262V32H261V34H260V36L258 37ZM41 65L45 68V69H48V63H47V61H46V59H41ZM166 66L168 67L169 66V63L168 62H166ZM49 74V73H48ZM264 83V78L263 77H259L258 79H256L253 83H252V87H254V88H257L258 87V85L259 84H263ZM244 85V84H243ZM243 88V87H242ZM241 88V89H242ZM239 91L240 90H237V91H235L234 93H232L231 95H230V97H236L238 94H239ZM223 105H224V102L222 103V105H221V107L220 108H223ZM223 109H225V107L223 108ZM198 113L199 114H203L204 113V109L202 108L201 110H199L198 109ZM171 120H172V117H171V115L170 114H164L163 116H162V124H161V128L162 129H167L169 126V124H170V122H171ZM217 124H218V122H217ZM217 128V127H216ZM215 134V133H214ZM213 134V135H214ZM213 135H212V138H213ZM212 138H211V142H212ZM210 142V143H211ZM70 165H74V164H71V163H69ZM75 166V165H74ZM86 188V186H85V184H84V182H79L76 186H75V191L76 192H78V191H80L81 189H85ZM183 198V199H182ZM124 200V199H123ZM186 200V196L185 197H183V195H182V197L180 198V201L178 202L179 204L180 203H183L184 201ZM126 201V200H125ZM128 202V201H127ZM128 205H129V203H128ZM130 209H131V212L133 213V211H132V207H131V205H130Z\"/></svg>","mask_w":264,"mask_h":264}]
</instances>
